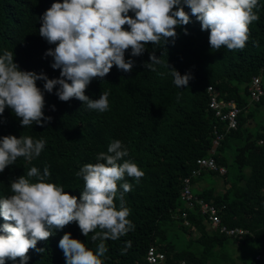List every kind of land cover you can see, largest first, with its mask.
I'll list each match as a JSON object with an SVG mask.
<instances>
[{"label":"trees","instance_id":"16d2710c","mask_svg":"<svg viewBox=\"0 0 264 264\" xmlns=\"http://www.w3.org/2000/svg\"><path fill=\"white\" fill-rule=\"evenodd\" d=\"M54 2L63 0H0V55L4 50L12 51L20 70L43 73L49 79L60 77V71L50 66L52 58L45 56L55 45L40 37L39 28L40 17ZM185 11L190 14L187 7ZM254 12L259 20L249 25V39L243 50H212L210 33L202 31L200 23L191 16L188 25L176 28L174 43L170 38L166 44H149L139 57H132L128 50L126 61H134L131 72L119 71L114 66L103 80L93 79L85 91L92 100L99 99L102 92L109 93V110L104 113L89 109L75 98L60 101L55 94L58 86L51 94L44 92V116L51 117L44 127L33 124L22 128L20 120L6 108L0 116V137L31 136L45 140L46 144L39 157L31 161L19 157L0 173V198L12 194L11 181L26 175L31 167L43 174L45 166L51 173L46 182L63 186L79 198L84 182L76 172L85 164L97 163L96 156L107 152L112 141L120 140L128 152L123 159L135 163L144 175L139 182L127 176L118 182L114 201L117 209L122 191L119 185H132V190L124 194V205L130 210L127 219L134 230L118 240L105 241L108 251L101 257L103 264L143 262L150 246L165 253L168 264H218V259L225 260L223 250L231 239L242 245L254 243L256 252L250 260L254 264L258 254L264 255V123L255 120L262 105L249 107L248 87L264 70V0H258ZM153 50L157 58L163 55V63L155 66V72L143 66L150 62ZM171 68L192 76L186 89L174 85ZM43 84L37 81L42 91ZM210 86L221 99L234 100L243 109L236 130L226 133L209 109ZM215 127L226 136L213 156L217 166L227 173L203 171L192 179V191L202 177L221 178L223 191L210 188L193 193L217 207L222 225L249 231L242 238L221 234L198 206L189 209L183 201L184 179L191 177L199 158L210 156ZM31 181L36 182L35 178ZM184 212L186 219L182 218ZM3 223L0 217V226ZM65 233H71V238L96 252L99 241L92 242L93 233L84 237L73 222L54 231L47 241H39L36 249L43 252L30 249L28 264H66L58 247ZM127 241H131V247L126 248ZM248 259L241 255L229 264H249ZM6 264L20 261L9 260Z\"/></svg>","mask_w":264,"mask_h":264},{"label":"clouds","instance_id":"9594fccd","mask_svg":"<svg viewBox=\"0 0 264 264\" xmlns=\"http://www.w3.org/2000/svg\"><path fill=\"white\" fill-rule=\"evenodd\" d=\"M258 0H63L54 2L40 17L39 35L49 45L46 57L52 58L51 68L60 71V77L49 79L45 74L22 71L14 63V53L4 50L0 55V116L11 109L20 120L22 128L33 124L44 127L51 122L45 117L44 92L68 102L75 98L91 110L104 113L109 110V93L102 92L100 98L92 100L85 95L93 79L103 80L112 68L128 73L134 61H126L125 53L132 57L141 56L151 44H166L171 38L174 43L176 28L190 23L195 17L202 31H208L212 50L226 47L229 51L243 50L249 39V25L259 20L254 9ZM190 9V14L185 11ZM127 26V28H125ZM187 35V29H184ZM163 56V55H162ZM155 50L149 63L143 66L152 72L163 63ZM170 69V65L166 64ZM174 85L187 88L192 79L190 74L169 70ZM43 81V91L37 87ZM55 110V106H52ZM43 121V123H42ZM3 123V121H0ZM46 141L34 140L31 136L17 138L14 135L0 137V173L14 165L17 158L28 161L39 157ZM128 155L120 140L112 141L107 152L96 156L97 163L85 164L76 172L84 182L79 198L64 190L63 186L46 182L51 176L48 166L43 174L31 167L26 175L10 182L11 195L0 198V264L16 261L28 264L30 249H36L39 241H47L53 232L61 231L75 222L81 234L92 242L99 241L96 252L86 248L85 243L65 233L59 240L66 264H103L101 257L108 248L105 241L118 240L134 225L127 217L130 210L124 205V194L132 185H119L120 206L116 203L118 182L125 176L136 182L144 173L139 167L123 158ZM123 160V163H119ZM35 178L36 182H32ZM131 241L126 242V248ZM43 252V249H36ZM126 250V249H125Z\"/></svg>","mask_w":264,"mask_h":264},{"label":"built area","instance_id":"2783aa9c","mask_svg":"<svg viewBox=\"0 0 264 264\" xmlns=\"http://www.w3.org/2000/svg\"><path fill=\"white\" fill-rule=\"evenodd\" d=\"M210 93V103L209 109L214 113L215 118L218 123L224 126V131L226 133L236 130L239 126V118L243 112V109L240 108L234 100H225L219 97V93L210 86L208 88ZM250 104H264V72L260 76H255L248 87ZM224 133H220L218 128H214V141L213 148L210 151V156L199 158L196 162L197 168L192 172L191 177L184 179V195L183 201L186 208L195 209L199 207V211L203 215H207L210 221V224L215 228L219 229L221 234L227 236L239 237L242 238L244 235L248 234L249 231L240 229V228H228L225 225L221 224V218L219 216V210L212 203L208 202L205 199L200 198L198 195H195L192 191V179L198 177L202 174L203 171H218L220 175L227 173L225 168H219L216 164L214 154L218 148L220 141L225 138ZM263 144V141H261ZM187 213L182 214V218L186 219ZM186 225L189 223L186 221ZM136 264H168L167 256L165 253L160 252L158 247L150 246L147 250V254L143 262H137ZM177 264H188L186 261H181ZM254 264H264V255L258 254L255 258Z\"/></svg>","mask_w":264,"mask_h":264},{"label":"rangeland","instance_id":"374dc122","mask_svg":"<svg viewBox=\"0 0 264 264\" xmlns=\"http://www.w3.org/2000/svg\"><path fill=\"white\" fill-rule=\"evenodd\" d=\"M255 120L258 124H260L262 121L264 123V111L261 110L258 114H256ZM210 188L218 189V191L220 192L223 191L225 188L223 180L219 177H203L198 186L193 187V191L196 193H200L201 191L208 190ZM223 251L225 253V260L218 259V264H229V261H231L232 259L237 260L238 257L240 259L241 255H247L249 257L248 263L250 264L251 257H253L256 252L254 243L242 245L233 239L229 241L228 246L224 248ZM230 253L232 257H230Z\"/></svg>","mask_w":264,"mask_h":264},{"label":"crops","instance_id":"0c3cea01","mask_svg":"<svg viewBox=\"0 0 264 264\" xmlns=\"http://www.w3.org/2000/svg\"><path fill=\"white\" fill-rule=\"evenodd\" d=\"M263 72H264V70L261 71V74H260V75H262ZM260 75H257V76H260ZM257 105H262V107L260 108V111H261V110L264 111V104H257ZM249 107L254 108V107H256V106L253 105V104H250V101H249ZM260 143H261V142H260ZM202 179H203V177H202L201 179L197 180V182H195V186H196V187L198 186L199 182H200Z\"/></svg>","mask_w":264,"mask_h":264}]
</instances>
